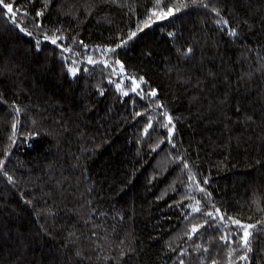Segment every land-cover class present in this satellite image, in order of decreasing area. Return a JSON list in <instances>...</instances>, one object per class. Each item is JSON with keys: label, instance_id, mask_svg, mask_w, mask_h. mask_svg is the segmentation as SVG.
<instances>
[{"label": "trees", "instance_id": "16d2710c", "mask_svg": "<svg viewBox=\"0 0 264 264\" xmlns=\"http://www.w3.org/2000/svg\"><path fill=\"white\" fill-rule=\"evenodd\" d=\"M10 2L0 264H264V0Z\"/></svg>", "mask_w": 264, "mask_h": 264}, {"label": "snow or ice", "instance_id": "6c2138e0", "mask_svg": "<svg viewBox=\"0 0 264 264\" xmlns=\"http://www.w3.org/2000/svg\"><path fill=\"white\" fill-rule=\"evenodd\" d=\"M0 6L6 8L8 13H13V7H12L10 0L8 3H4V0H0ZM171 11H172V9L168 8L167 13H165V14L166 15L170 14ZM232 34L234 35L235 33L233 32ZM133 35H134V33H133ZM53 43H55V41H53ZM189 51H190V49H189ZM125 95H127V93H125ZM170 120H171V118H169V122H170ZM169 131L171 132V129ZM9 180H11V177H9ZM205 183H207V181H205ZM207 214L212 215L211 213H207ZM234 223L244 229V232L242 234V239L244 240V243L247 245V237L249 236V232L247 231V228H249L251 226L250 225H242V224H240V221H238V220L234 221ZM193 231H195V229H193Z\"/></svg>", "mask_w": 264, "mask_h": 264}]
</instances>
